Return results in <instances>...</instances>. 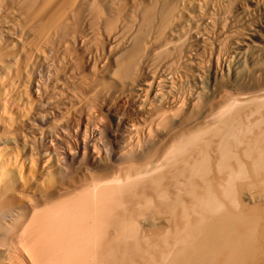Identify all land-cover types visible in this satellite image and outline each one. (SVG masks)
Returning <instances> with one entry per match:
<instances>
[{"label": "bare ground", "instance_id": "1", "mask_svg": "<svg viewBox=\"0 0 264 264\" xmlns=\"http://www.w3.org/2000/svg\"><path fill=\"white\" fill-rule=\"evenodd\" d=\"M246 2L264 18V0H0V264H264V95L206 122L215 102L166 78L208 41L190 27L224 51ZM258 27L233 41L252 87Z\"/></svg>", "mask_w": 264, "mask_h": 264}, {"label": "rangeland", "instance_id": "2", "mask_svg": "<svg viewBox=\"0 0 264 264\" xmlns=\"http://www.w3.org/2000/svg\"><path fill=\"white\" fill-rule=\"evenodd\" d=\"M246 3H248V2H246ZM246 3H243L242 5H244V7H246V9H245V12H244V9H243V7L242 8H240L239 9V11H238V9H236V14H235V12L233 11V16H231V14L229 15V16H231L232 18L230 19V17L228 18V21H226L228 24H227V32H228V34L230 33L232 36L231 37H233V39L231 38L230 40H229V43H228V41H227V43H226V45L228 46H226L225 47V49H224V51L223 50H220L219 51V48L217 47L218 45H216L218 42H217V40H218V38L219 37H221L222 36V34H219L220 32L218 31V30H214V31H212L213 29L210 27V25H208V29H207V27L206 26H204V25H201L200 26V28H199V26H196V25H194V27L192 28V27H190L189 28V31L191 30V29H193L192 31H188V33H189V35L190 34H192L190 37H189V41H191L192 42V40H193V42H197L198 43V40L199 41H201V40H204L203 38H208V41L205 43V44H208V45H205V44H203V45H201V47L198 49L199 50V53L200 54H198L197 53V55H196V51L198 52V50H195L194 51V53H195V58L197 59V57H199V58H201V56H202V61H201V59H197L198 60V62L200 63V62H202V66L199 64V63H197L195 60L193 61L194 63H190V64H188V63H184V65L183 64H180V65H182V66H180V70H179V66L176 68L175 67V74H174V71H173V73H172V75H167V80H170L171 82H172V77H173V79H174V81L172 82V85L174 84V82H176L174 85L177 87V88H179V86H180V89L182 88V90L184 91V88L186 89L184 92H186L187 90V92L186 93H190L189 92V90H191V93L193 94V92H196V93H198L199 94V96L200 97H207L208 99V101L210 102V104H208L209 102L206 100V98H204V100H202L203 102H205V104L203 103L202 105L204 106H207V105H210V106H207V107H213L212 105H214V107L213 108H211V110H212V113L209 115L208 113V115H206L207 117V119H209V117H212L213 116V119L212 118H210L211 120H207L206 118V122H210V121H212V120H214V119H217V118H215L214 116H216V117H220V116H223V114L225 115L226 113H228V111L232 108V103H235V102H237L238 100H241L240 98H242L243 100H244V98L246 99L245 101L247 102L248 101V99H249V96L251 95V96H253L254 94V97L255 96H257L256 98H258V96H259V98H260V101H261V99H262V96L264 95V83H263V85H261V83H262V81L264 82V77H262L261 78V80H260V84L258 83L257 85H260V86H257V85H255V86H251L250 85V80L247 78V75H245V74H247V73H244V72H247L246 70H248V69H250L251 67H252V65H251V63H250V61L248 60V58H246L247 57V54L244 56V54H243V56L242 55H235V53L233 52L234 51V49H235V47H233L234 45H237L235 42L233 43V41H236V37L234 36V35H237V37L238 38H241V37H243L244 35H246L245 33L249 30V28L250 29H253V28H259L258 26L260 25V24H262V22H263V13H261V10H257L256 8H254V6L253 5H251L250 3H248V4H246ZM250 6V7H249ZM250 8V9H249ZM241 9H243V12L244 13H242V11H241ZM250 11H251V13H250ZM257 14V15H256ZM252 15V16H251ZM249 16V17H248ZM248 17V18H247ZM251 17V18H250ZM260 17V18H259ZM235 18V19H234ZM239 18V19H238ZM248 19V20H247ZM252 19V20H251ZM233 20V21H232ZM240 20V21H239ZM255 22H254V21ZM241 21H243V23L241 22ZM250 21H251V24H250ZM238 22V23H237ZM239 22H240V24H239ZM257 22V23H256ZM249 23V24H248ZM235 24V25H234ZM237 24V25H236ZM247 24V25H246ZM243 25V26H242ZM248 25H250V26H248ZM230 28H229V27ZM199 29H198V28ZM206 28V30L205 29H203L202 30V28ZM244 27V28H243ZM195 28V29H194ZM212 30H211V29ZM232 28H233V30H232ZM240 28H241V30H242V33H241V30H240ZM228 29H230V30H228ZM235 29V30H234ZM246 29V30H245ZM196 32H195V31ZM232 30V31H231ZM193 31H194V33H193ZM198 31H200V33H198ZM231 31V32H230ZM210 32V33H209ZM219 32V33H218ZM240 32V33H239ZM197 33V34H196ZM204 33V34H203ZM209 33V34H208ZM233 33V34H232ZM236 33V34H235ZM201 34H203V35H201ZM218 34L219 35H221V36H219L218 37ZM230 34H229V36H230ZM241 35V37H240V35ZM188 35V36H189ZM214 35V36H213ZM196 39V40H194V38ZM201 37V38H200ZM215 37V38H214ZM235 37V38H234ZM209 38L211 39V40H209ZM192 39V40H191ZM220 39H222V37L221 38H219V40ZM215 40V41H214ZM213 41V42H212ZM214 44V48H212L213 46V44ZM202 43V42H201ZM209 46V48H204V47H208ZM238 46V45H237ZM211 47V48H210ZM204 48V50H206V51H204V50H202ZM234 48V49H233ZM201 49V50H200ZM232 49V50H231ZM248 50V54H249V52L251 51V50H249V48L247 49ZM201 51V52H200ZM210 51V52H209ZM223 52V53H222ZM206 53V54H205ZM221 53V54H220ZM203 54V55H202ZM209 54V55H208ZM215 55V59H214V61H216V59L218 58V64L219 65H216L217 63L216 62H214L213 60L212 61H210L211 60V56L210 55ZM219 54V55H218ZM227 54V55H226ZM205 55H206V58H205ZM242 56V57H241ZM246 59H245V58ZM219 58L221 59V60H219ZM210 59V60H209ZM239 59V60H238ZM204 60V61H203ZM226 60V61H225ZM245 60V61H244ZM210 61V62H209ZM209 62V63H208ZM211 62H214V63H211ZM216 63V64H215ZM186 64H188V65H186ZM194 64H195V66H194ZM200 66H199V65ZM209 64V65H208ZM186 65V66H185ZM189 65H190V68H189ZM211 65V66H210ZM216 65V66H215ZM260 65H264L263 64V62H261V64ZM198 66H199V68L200 67H202V69H204V72L202 73V71H200L199 69H197L198 68ZM217 67V70L219 71H216V72H218V74H217V80L219 81V83H218V85H220V86H218L217 85V83H215L214 85H215V87L217 86V88H215L214 89V86H213V81L211 80L212 79V75H211V68L210 67ZM223 66V67H222ZM232 66V67H231ZM204 67V68H203ZM209 67V68H208ZM214 67V68H215ZM246 67V68H245ZM211 69L210 71L208 70V69ZM186 69H188V70H186ZM191 69V70H190ZM220 69V70H219ZM176 70H178V71H176ZM234 70L237 72L238 71V75H237V73L236 72H234ZM241 70V71H240ZM207 71V72H206ZM222 71V72H221ZM231 71V72H230ZM241 72V74H240V72ZM244 71V72H243ZM179 73V75H178V77H177V75H176V73ZM183 73V74H182ZM197 73V74H196ZM205 73H207V75L205 74ZM224 73V74H223ZM192 74V75H191ZM213 74V73H212ZM221 74V75H220ZM229 74H230V76H229ZM243 74V75H242ZM175 75V76H174ZM188 75V76H187ZM237 75V76H236ZM245 75V76H244ZM183 76V77H182ZM187 76V77H186ZM192 76V77H191ZM206 76H208L209 78L207 79L206 78ZM234 76V77H233ZM237 78H236V77ZM244 77V79L248 82V84H245V82L246 81H244V79H243V77L242 78H239V77ZM169 77V78H168ZM178 78V80H180V78H182L181 79V81H177V79L176 78ZM165 78V79H166ZM187 78V79H186ZM189 78V79H188ZM204 78V79H203ZM247 78V79H246ZM237 79V80H236ZM240 79V80H239ZM243 79V80H242ZM263 79V80H262ZM183 80V81H182ZM189 80V81H188ZM207 80V81H206ZM210 80V81H209ZM227 83H226V82ZM207 82V83H206ZM233 82V83H232ZM243 82V83H242ZM246 82V83H247ZM180 83V84H179ZM211 83H212V85H211ZM232 83V84H231ZM235 84H236V86H235ZM244 84H245V86H244ZM26 85V84H25ZM173 85V86H174ZM178 85V86H177ZM210 85V86H209ZM224 85V86H223ZM247 85L249 86H251V88L249 87H247ZM174 86V87H175ZM182 86V87H181ZM190 86V87H189ZM231 86V87H230ZM263 86V87H262ZM25 88L26 87H29V85H26V86H24ZM175 87V88H176ZM202 87V88H201ZM226 87H228V88H226ZM241 87V88H240ZM245 87H247L246 89H245ZM259 87V88H258ZM219 88H221V89H219ZM223 88V89H222ZM30 89V88H29ZM28 88L27 89H25V91L26 90H28V95H27V93H25L26 95H27V97H28V99H32L33 98V93L31 92V90H29ZM196 89H197V91H196ZM198 89H199V91H198ZM215 91H217V92H215ZM217 89V90H216ZM224 89H225V92H224ZM211 90V92L213 91L214 93H212L211 95H209L210 93H207L208 91H210ZM220 90V91H219ZM227 90V91H226ZM244 90V91H243ZM247 90V91H246ZM252 90V91H251ZM255 90V91H254ZM263 90V92H261ZM221 92V93H220ZM240 92V93H239ZM246 92V93H245ZM255 92V93H254ZM201 93V94H200ZM204 95H203V94ZM226 93V94H225ZM238 93V97L239 96H244V97H235V99H234V96L236 95ZM254 93V94H253ZM257 93V94H256ZM243 94V95H242ZM248 94H249V96H248ZM203 95V96H202ZM206 95V96H205ZM230 95V96H229ZM260 95H261V97H260ZM32 96V97H31ZM213 96L215 97V96H217V97H215V98H213ZM233 98H232V97ZM248 96V97H247ZM251 96H250V98H251ZM212 97V98H211ZM228 97V98H227ZM253 97V99H256V98H254ZM264 97V96H263ZM201 98V99H202ZM221 98V99H220ZM232 98V99H231ZM237 98V99H236ZM211 99H212V101H211ZM234 99V100H233ZM253 99H251V101H253ZM215 100V101H214ZM220 100V101H219ZM234 102H233V101ZM257 100V99H256ZM259 100V99H258ZM262 100H264V99H262ZM207 101V102H206ZM216 101H217V103H216ZM213 102H215V103H213ZM222 102V103H221ZM223 102H224V104H223ZM239 102L240 101H238V103L237 104H239ZM241 102H242V100H241ZM240 102V103H241ZM244 102V101H243ZM245 102V103H246ZM249 102V101H248ZM213 103V104H212ZM207 104V105H206ZM212 104V105H211ZM219 104V105H218ZM222 104V105H221ZM236 104V103H235ZM223 106V107H221V106ZM216 106V107H215ZM217 108V109H216ZM214 109V110H213ZM210 110V111H211ZM213 112H215V114L214 115H212L213 114ZM220 115V116H219ZM209 116V117H208ZM9 146H11V147H8V145L6 146V148L7 149H9V148H11V149H9V150H6V152L8 151V152H10V154L11 155H13V154H15L14 156H22L23 157V154H22V152H23V150H22V148H21V146L19 145V147H18V145H9ZM12 146H15V147H12ZM1 147V146H0ZM3 147H5V146H3ZM17 147H18V149H17ZM164 147V146H163ZM6 148H4V149H6ZM162 148V147H161ZM3 149V148H2ZM16 150H18V152H20V153H18ZM20 150H22V151H20ZM14 151V152H13ZM12 152V153H11ZM36 154H34V156H35ZM36 157V156H35ZM20 158V157H19ZM25 170V172H22V171H24ZM33 170H34V168H32ZM31 169V170H32ZM22 171H21V174L23 175V176H25V177H27V178H29L28 176H30V178H31V175L29 174V173H31V172H29V171H31L30 170V168H22L21 169ZM33 170H32V173H33ZM28 172V173H27ZM31 173V174H32ZM26 184V183H25ZM23 186H25L24 185V183H23V181L22 182H20V183H18V184H16L15 185V189H14V192H16L15 194H18L21 190L23 191ZM19 189V190H18ZM22 191L20 192V193H22ZM20 193L18 194V195H20Z\"/></svg>", "mask_w": 264, "mask_h": 264}]
</instances>
